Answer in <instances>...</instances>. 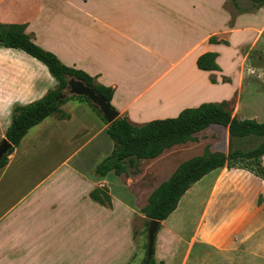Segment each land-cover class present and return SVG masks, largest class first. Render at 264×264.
I'll return each mask as SVG.
<instances>
[{
	"label": "crops",
	"instance_id": "obj_1",
	"mask_svg": "<svg viewBox=\"0 0 264 264\" xmlns=\"http://www.w3.org/2000/svg\"><path fill=\"white\" fill-rule=\"evenodd\" d=\"M50 1L0 0V26H26L24 34L36 46L55 55L64 66L112 89V108L136 126L176 119L184 110L202 104L230 102L245 76L248 54L242 50L264 49L262 9L250 14L261 15L257 26L244 20L250 15L241 14L230 27L231 17L224 9L227 0ZM212 38L220 43L211 44ZM208 53L218 55L220 72L197 69V59ZM222 78L231 83L223 84ZM55 87L56 81L41 63L19 50L0 47V142L10 126L13 108L36 102ZM62 111L68 120L50 117L31 129L12 153V160L0 170V223L20 206L19 196L27 198L55 183L54 167L44 172L17 170V160H21L20 165L29 164L26 158L34 156L37 145L52 148L54 166L77 161L93 171L111 154L113 146L106 126L85 103L70 101ZM78 134L81 139L73 143ZM76 172L71 174L77 177ZM90 172L95 180L87 191L88 198L101 186L110 196L108 176L112 173L98 179ZM122 189L128 211L145 207L138 206L134 193L125 186ZM110 199L114 208L112 196ZM26 214L30 215H22ZM7 240L8 236L2 243ZM2 252H6L1 254L2 264L14 257L42 255L34 253L32 247L19 250L13 257H9L8 247Z\"/></svg>",
	"mask_w": 264,
	"mask_h": 264
},
{
	"label": "rangeland",
	"instance_id": "obj_2",
	"mask_svg": "<svg viewBox=\"0 0 264 264\" xmlns=\"http://www.w3.org/2000/svg\"><path fill=\"white\" fill-rule=\"evenodd\" d=\"M237 4L239 10L230 0L224 5L232 21L238 15L255 13L249 0H237ZM260 16L244 20L257 26ZM249 34L251 39V29ZM244 53L248 59L242 87L227 102L228 110L238 121L264 123V49L250 47L242 50ZM79 135L73 143L81 139ZM261 142L248 139L233 145L226 129L211 126L157 159L137 162L135 171L127 170L121 177L110 174L114 208L89 200L87 191L95 180L91 178L93 168L77 161L54 166L52 148L37 145L34 156L26 158L29 164L23 166L17 160V170L44 172L54 167L55 183L27 198L18 197L20 206L0 223V257L6 253L3 248L8 247L7 253L13 257L32 247L34 253L42 255L10 258L8 264H140L149 247V225L141 209L128 211L122 187L134 193L138 206L143 207L152 191L179 165L201 156L206 148L226 154L230 148L248 151ZM11 160L10 155L7 162ZM73 170H77V177L71 174ZM99 189L108 191L104 186ZM24 212L30 215L23 216ZM6 236L8 240L2 243ZM153 248L156 264H264V182L244 170L221 169L209 175L161 223Z\"/></svg>",
	"mask_w": 264,
	"mask_h": 264
},
{
	"label": "trees",
	"instance_id": "obj_3",
	"mask_svg": "<svg viewBox=\"0 0 264 264\" xmlns=\"http://www.w3.org/2000/svg\"><path fill=\"white\" fill-rule=\"evenodd\" d=\"M85 1V0H83ZM233 7L239 10L237 0H230ZM252 9H264V0H249ZM247 10L242 13H246ZM233 25L231 20L228 24ZM26 26H0V47L19 50L46 67L50 76L56 81V87L48 91L40 100L24 106H15L11 113V123L4 139L11 145L8 155L0 162V170L8 164L7 157L12 155L28 132L50 117L57 120H68L62 107L70 101L85 103L91 111L106 126L105 133L112 143L111 154L101 161L94 169L93 176L104 179L109 173L117 177L126 175L127 170L135 171L139 161L154 160L174 146L185 144L194 139L211 126L227 130L230 144L253 139L263 140L257 147L241 151L230 148L228 153L211 152L206 148L201 156L192 158L177 167L170 178L161 183L150 194L146 206L140 210L148 221L165 222L177 209L183 196L203 178L221 169L244 170L264 182V123L253 120L238 121L232 118L228 103L202 104L196 109H187L176 119L153 121L144 125L131 124L127 118L120 117L107 125L98 110L83 97L70 96L67 84L70 78L84 83L92 88L95 94L102 98L111 109L113 90L98 85L82 71L64 66L55 55L36 46L29 36L24 34ZM218 44L216 39L209 40ZM228 46L227 42H221ZM218 55L204 54L196 61V67L203 72H220L216 64ZM216 84L214 78L210 79ZM223 84H230L227 78H222ZM115 111V110H114ZM89 199L102 206L111 207V199L107 190L95 189L89 194ZM155 250L148 247L145 258L140 264H156Z\"/></svg>",
	"mask_w": 264,
	"mask_h": 264
},
{
	"label": "water",
	"instance_id": "obj_4",
	"mask_svg": "<svg viewBox=\"0 0 264 264\" xmlns=\"http://www.w3.org/2000/svg\"><path fill=\"white\" fill-rule=\"evenodd\" d=\"M67 92L70 96L85 98L89 102V104H91L98 110L99 114L107 125L112 124L120 118L119 115L111 109L110 105H108L102 98L98 97L95 94V91L92 88L87 87L80 81L70 78L67 84ZM11 148V145L5 139L1 140L0 162L8 155V152ZM160 225L161 222L158 221L149 222L147 236L150 247H153L154 240L160 228Z\"/></svg>",
	"mask_w": 264,
	"mask_h": 264
}]
</instances>
